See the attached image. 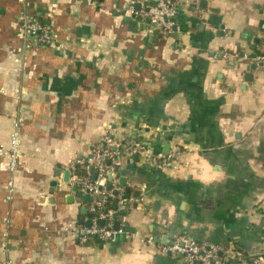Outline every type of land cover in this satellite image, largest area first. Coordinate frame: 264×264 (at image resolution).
Returning <instances> with one entry per match:
<instances>
[{
	"label": "crops",
	"instance_id": "crops-1",
	"mask_svg": "<svg viewBox=\"0 0 264 264\" xmlns=\"http://www.w3.org/2000/svg\"><path fill=\"white\" fill-rule=\"evenodd\" d=\"M155 1L0 0V264H185L164 249L178 234L226 251L215 264L264 250V0H178L172 33L150 29ZM21 9L50 44L23 49ZM109 127L178 154L163 168L121 157L137 201L111 241L82 243L67 225L88 223L89 197L62 177L72 162L93 176Z\"/></svg>",
	"mask_w": 264,
	"mask_h": 264
},
{
	"label": "built area",
	"instance_id": "built-area-1",
	"mask_svg": "<svg viewBox=\"0 0 264 264\" xmlns=\"http://www.w3.org/2000/svg\"><path fill=\"white\" fill-rule=\"evenodd\" d=\"M180 4L178 0H156L144 5L142 13L147 18L151 30L172 33L178 28L176 15ZM17 24L23 38L24 50L50 44L53 40L50 25L36 15L28 13L25 9L18 12ZM222 55L226 56V53L222 52ZM258 62H264V57L259 58ZM18 147L19 129L18 123L14 122L8 150L7 169L10 173H13L16 165L19 155ZM177 154V149L164 152L155 150L146 141L136 137L118 136L116 130L111 127L104 130L100 141L93 146L88 158V162L96 170V175L93 177L90 171L82 174L74 173L75 163H71L73 174L69 181L76 186L80 193L88 195L90 215L87 224L70 223L67 225V229L82 243L96 240L102 243L111 241L119 230L114 227L115 221H119L137 201V197L127 193L125 186L120 182L118 165L121 157L137 155L150 165L163 168L170 167ZM6 186V198L11 199L14 192L12 176L8 179ZM100 220H102L101 223ZM7 234V230L2 233V246L6 251V256L9 249ZM164 249L174 254L180 253L185 264H215L222 261L223 255L226 253L207 240L194 239L184 234L174 235L172 242ZM3 264H14V260L7 256ZM247 264H264V250L252 256V260Z\"/></svg>",
	"mask_w": 264,
	"mask_h": 264
},
{
	"label": "water",
	"instance_id": "water-1",
	"mask_svg": "<svg viewBox=\"0 0 264 264\" xmlns=\"http://www.w3.org/2000/svg\"><path fill=\"white\" fill-rule=\"evenodd\" d=\"M250 66H251V67H254V64H251ZM250 77H251V74H250V73H246V75H245V79H250ZM168 148H169V145H168V143L166 142V143L164 144V149H163L164 152H167V151H168ZM75 167H79V165L76 164ZM72 173H73V172H72V168H71V167L65 169L64 174H63V177H62V180H63L64 183H68V182H69V177H70V175H71ZM74 173H78V171H74ZM95 175H96V170L93 171V177H94ZM52 184L54 185L55 182L53 181ZM73 188H76V186L73 185ZM84 197H88V195H84ZM113 203H114V202H113ZM101 222H102V220H100V223H101ZM118 225H119V221H115V223H114V227L117 228ZM98 241H99V240H98ZM171 242H172V241H171ZM99 243H100V242H99ZM100 245H101V243H100ZM180 255H181V254H180Z\"/></svg>",
	"mask_w": 264,
	"mask_h": 264
},
{
	"label": "trees",
	"instance_id": "trees-1",
	"mask_svg": "<svg viewBox=\"0 0 264 264\" xmlns=\"http://www.w3.org/2000/svg\"><path fill=\"white\" fill-rule=\"evenodd\" d=\"M126 192L130 193V191L128 189H126ZM251 260H252V257H250V256H248L247 259H246L247 262H250Z\"/></svg>",
	"mask_w": 264,
	"mask_h": 264
}]
</instances>
